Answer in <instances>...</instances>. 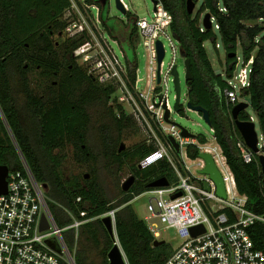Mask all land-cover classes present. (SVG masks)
Listing matches in <instances>:
<instances>
[{
	"label": "trees",
	"instance_id": "16d2710c",
	"mask_svg": "<svg viewBox=\"0 0 264 264\" xmlns=\"http://www.w3.org/2000/svg\"><path fill=\"white\" fill-rule=\"evenodd\" d=\"M98 1L88 0L91 3ZM159 1L172 15L170 28L175 38L179 39L180 49L190 60L192 78L187 80L188 101L208 109L211 128L235 176L238 191L247 195V207L250 210L264 214V175L259 153H256L257 159L250 163L242 158L239 141L244 138L232 117L233 107L227 105L224 95L228 82L222 73L216 72L205 46L206 41L212 40L218 47L217 32L213 25L206 28L203 23L207 12L212 14V19H216L226 51L225 71L229 77L233 76L239 63V47L243 50L245 60L254 56L250 84L243 88L241 95L249 97L264 135V0H195L198 8L192 13L187 9V0ZM70 6L71 0H0V105L34 176L39 182L48 184L47 195L51 198L48 204L59 226L72 223V214L81 217V212L86 211L85 219H96L105 232L106 264H109L107 255L115 242L123 248L129 264H163L172 254L173 246L166 241L155 244L157 239L132 203L138 195L152 188L149 186L152 181L164 176L171 183L178 180L168 160L139 168V161L157 145L142 142L131 151H123L119 146L121 137H114L106 125L102 126L107 152L120 165L125 161L133 162L132 169L137 178L131 188L124 190L122 197L115 202L105 196L97 181L85 179L86 184L79 180L66 181L60 174L59 153L68 144L75 145L86 155L91 154L89 147L83 146L91 120L87 106L98 99L108 100L115 91L113 85L99 84L92 74L78 65L76 51L84 37H66L62 44L53 39L55 34L64 31L67 22L63 15ZM102 18L110 33L112 29L118 28L109 16L108 3L102 6ZM249 21L257 22L251 24ZM129 54L131 50L130 53L127 51V56ZM60 55L64 59L68 58L80 71L76 74L74 68L67 66L61 92L51 87L45 95H36L29 84V63L42 68L47 78L56 76L65 66L58 59ZM12 61L17 63L20 70L27 98L26 108L20 104L13 91ZM79 85L83 86L80 93L77 92ZM111 112L120 131L127 120H131L124 110L120 116ZM239 118L252 119L246 109L239 113ZM0 129L5 132V136H0V163L7 164L10 169L21 168L20 163L12 161L16 150L1 120ZM163 139L169 142L168 137L163 136ZM197 139L202 144L208 142L205 134L198 135ZM187 154L189 158L197 159L199 146L189 144ZM78 197H81L80 201ZM111 210H116L114 235L109 233L101 218ZM94 226L92 220L81 226L83 230L81 232L80 228L77 246L81 241V233L83 236L86 229L91 227L88 229L91 230ZM66 232L72 235L73 246L76 231L68 229L64 234ZM91 233V237L97 239L96 233ZM250 234L256 248L264 249V224L257 222L251 226ZM75 256L77 264H90L85 249L76 248Z\"/></svg>",
	"mask_w": 264,
	"mask_h": 264
},
{
	"label": "built area",
	"instance_id": "2783aa9c",
	"mask_svg": "<svg viewBox=\"0 0 264 264\" xmlns=\"http://www.w3.org/2000/svg\"><path fill=\"white\" fill-rule=\"evenodd\" d=\"M102 1L91 3L82 0L83 9L76 0H71L68 11H74L75 17L67 22L62 33L70 38L84 37L76 56L89 74L102 84H120L124 82V75L128 71L124 64L127 54L125 55V49L121 47L118 38L110 32L107 34L108 29L102 18ZM120 2L129 13L128 3L125 0ZM93 9L96 10L95 13ZM89 13L95 15L98 23H102L105 28L103 33L101 30L96 32L90 25ZM172 20V15L160 1L152 18L137 17L138 35L149 51L150 64L145 86L141 85L144 78L139 75V68L133 84L142 106L129 86L124 83V88L136 105L138 115L144 118L154 132L161 129L165 135L175 136L180 142V153L188 165L187 171L183 170L171 154V151H176L172 143L170 141L166 143L157 137L159 141L157 147L148 151L138 166L146 168L161 160H168L178 181L170 182L167 186L152 187L147 191L152 197L148 202L150 213L145 220L158 240L163 233L162 230L167 228H176L185 235L183 241L174 246L172 254L163 264H264V249L256 248L250 234L251 226L257 222L264 224V214L256 213L247 207L248 197L238 191L235 176L220 145L200 148V142L197 144L196 138L183 136L178 125L165 119L164 102H167L170 109V118L174 110L169 102L168 83L174 67L177 66L176 57L180 50V46L175 43L178 40L169 32ZM162 37L170 41L173 51V59L167 72H163L164 59L160 65L158 62L157 40H162ZM163 45L166 54L164 42ZM117 47H120L119 51ZM253 61L254 56L248 60L244 59L243 67L239 72L236 68L231 77L226 71L222 72L228 82L224 90L227 105L234 107L243 99L241 91L250 84ZM158 75L161 76L160 82ZM235 79L239 80L240 87L234 84ZM159 94L163 97L160 106H157L155 102L159 101ZM0 120L21 160V168H9L7 192L0 193V264H77L76 253L68 246L64 232L75 229L78 238L81 226L90 220L85 219L87 212L82 211L81 217L72 214L73 222L66 226L61 227L57 224L48 204L45 187L34 176L1 105ZM211 129L214 132V129ZM189 144H197L200 152L213 154L225 180L226 197L217 193V184L209 174H197L191 170V164L187 161ZM239 146L245 162L250 163L257 159V152L248 147L244 139H240ZM197 160L199 167L204 168L205 161L199 157ZM179 191L182 195L173 197ZM80 200L81 197H78V201ZM115 211L107 213L112 216L114 226ZM43 214L47 216L49 223L46 229L41 227ZM201 225L204 231L193 235L190 229ZM49 239H56L62 251H57L48 243Z\"/></svg>",
	"mask_w": 264,
	"mask_h": 264
},
{
	"label": "rangeland",
	"instance_id": "374dc122",
	"mask_svg": "<svg viewBox=\"0 0 264 264\" xmlns=\"http://www.w3.org/2000/svg\"><path fill=\"white\" fill-rule=\"evenodd\" d=\"M80 7H82V0H76ZM100 1V0H99ZM130 6V13L126 11L124 13L117 5V0H107L106 2L103 0V6L108 3V12L111 19H113L118 28L112 29V35L120 41V45L125 49V55L130 53L127 57V62L124 63L126 67H128L127 73L124 75V82H120V84H114L115 87L114 93L111 97L106 100V98L98 99L93 102L91 105L87 106V111L91 116L90 124L86 129V141L84 143V147L87 145L89 147L90 155H86L85 152L78 149L73 144H68L67 147L60 151V174L62 178L66 181L68 180H79L82 184H86L87 181L85 179L95 180L99 183L105 196L109 199L117 201L122 197L123 194V183L132 175V163L130 161H125L122 165L118 162H115L113 156H111L107 152L106 144L103 140L102 136V126L106 125L114 137L120 136L121 140L119 142V146L124 144V148L122 149L131 151L135 149L137 144L145 142L148 145L155 144L158 145L159 137L162 141L166 142L163 139L164 137H168L165 135L161 129H156L155 132L151 130V128L146 124L144 118L139 116V112L136 109V105L133 99L130 97V94L124 88V83L129 86L132 90L134 97L137 99L138 103L142 106L141 100L136 93V89H133V84L136 79L138 68L139 75L144 78L142 82V86H145V80L148 74L149 69V51L146 49L143 40H140L138 35V30L135 31L136 19L137 17H147L152 18L154 16L155 6L153 0H125ZM99 4V5H102ZM83 8V7H82ZM197 6L195 7L194 12L197 10ZM84 9V8H83ZM95 13L96 10L93 9ZM75 17L74 11L69 12L68 9L63 15L64 20L68 22L71 18ZM89 22L90 25L94 28L96 32L100 31L103 33L105 31L102 23H98L95 15L89 13ZM257 21H249V23L254 24ZM104 23V22H103ZM214 30L217 32V44L216 48L212 40H208L205 42V46L209 57L213 63V66L217 73H222L225 71L226 67V51L222 44V39L220 37V33L218 31V26L216 19H213ZM169 32L172 33L171 28H169ZM109 34V31H107ZM67 36L62 34H55L53 39L62 44ZM140 41V42H139ZM162 41L166 47V54L164 57L165 65L163 66V72H167L169 68V64L173 59V51L170 45V41L166 37H162ZM177 45L180 46L179 41H175ZM117 50H120V47H117ZM239 54V63L237 65L238 72L243 67L244 54L241 47L238 50ZM58 59L65 65L60 73L56 76L45 77L42 68H38L35 64L29 63L28 70V78L29 84L33 92L38 96H43L46 92L52 87L54 80H59L63 82L64 74L66 72V67L70 63L68 58L64 59L62 55L58 56ZM185 57L181 54L179 50L176 57V65L179 71L180 82H181V111L173 110L171 114V120L176 122L177 124H181L188 128L190 132L197 136L200 134H205L207 136L208 142L207 144H200V148H203L207 145L217 146L218 142L214 137V132L211 129V125L204 119L201 113L197 111L190 110L188 108V91L189 86L186 79L187 68ZM29 62V61H28ZM79 64L82 66V61L78 60ZM27 61L25 62V64ZM84 66V65H83ZM82 66V67H83ZM11 72H12V86L15 96L17 97L20 104L26 108L27 107V98L25 96V92L23 89L22 78L20 75V70L15 61L10 63ZM85 68V66L83 67ZM86 69V68H85ZM135 77V78H134ZM234 84L240 87L239 80L235 79ZM109 85V84H105ZM164 87L165 83H163ZM54 90L61 92L62 86L56 85ZM83 89L82 85H79L77 88V92L80 93ZM168 93H169V102L171 106L174 108L175 100H176V89L174 84L173 75H170L169 83H168ZM242 100L250 102L248 96L241 95ZM144 108V105H143ZM116 113L118 116L124 110L128 115H130L131 120H127V123L123 126L121 131L119 130L116 121L114 120V116L112 112ZM246 111L251 116L252 120L256 123V130L258 132L260 138V154L264 153V135L261 131L260 123L256 112L254 111L252 105L246 108ZM7 133V132H6ZM8 134V133H7ZM0 136H5V132L3 129H0ZM15 149V148H14ZM16 150V149H15ZM58 152V150L56 151ZM173 158L176 163L182 166L183 170L187 171L186 166L187 163L183 158L182 154L178 151H171ZM187 159L188 163L191 164V170L195 173L200 174L201 168L197 164L198 160L196 159ZM12 161L15 163H20V156L16 150L15 156L12 158ZM222 167V166H221ZM223 168V167H222ZM88 174V177H86ZM136 176V175H135ZM137 180V178H136ZM135 180V182H136ZM178 181V180H177ZM176 181V182H177ZM49 187L44 188L45 193L47 195ZM152 195L145 191L144 193L138 195L133 201V206L138 213V215L145 219L146 216L149 215L148 210V202ZM47 199L51 200V198L47 195ZM107 214V213H106ZM106 214L102 215L105 216ZM95 222V226L92 227L91 230L86 229L84 231V235L81 233V241L77 246L78 239L75 238L74 245L72 246V235H69L67 232L66 242L70 249H73L76 253V248H83L86 251L88 261L90 264H106V259L104 255V249L106 247V237L103 227L96 223V219H90ZM160 224V222L158 221ZM162 225V224H160ZM162 227V226H161ZM82 228V227H81ZM115 232L116 233V227ZM83 228L81 229L82 232ZM95 232L97 235V239H93L91 237L92 233ZM161 237L159 240H165L170 243L173 248L181 243L185 237V235L176 228H167L166 230H162ZM69 235V236H68ZM71 236V238H70ZM117 240V239H116ZM121 246V245H120ZM122 248V247H121ZM123 250V248H122ZM124 252V250H123ZM108 257V255H107ZM109 261V257H108Z\"/></svg>",
	"mask_w": 264,
	"mask_h": 264
},
{
	"label": "water",
	"instance_id": "95a60500",
	"mask_svg": "<svg viewBox=\"0 0 264 264\" xmlns=\"http://www.w3.org/2000/svg\"><path fill=\"white\" fill-rule=\"evenodd\" d=\"M104 1L106 2L107 0H104ZM153 2H154L155 10H156L157 4L159 3V0H153ZM186 4H187L188 11L190 13L194 12L195 7H196L195 0H187ZM117 5L124 13H126V10H125L124 6L122 5V3L120 2V0H117ZM203 23H204L206 28L212 27L213 19H212V14L210 12H207L205 14V16L203 18ZM177 40L179 41L178 38H177ZM180 51H181V54L186 59L185 60L186 68H187L186 79L189 80L192 78V72L190 69V60L188 58H186L185 54L183 53V51L181 49H180ZM157 53H158V62L160 65L161 62L163 61L164 57H165V48H164L162 40H157ZM173 76H174L175 89H176V93H177L175 104H174V110L181 111L182 110V106H181V82H180V76H179V71L177 69V66H175L173 69ZM160 81H161V76L158 75V82H160ZM158 97H159V101L155 102V103L157 106H160L163 95L159 94ZM187 104H188V108L190 110L197 111V112L201 113L202 116L204 117V119L211 125L208 109L204 108L203 106L193 105L192 102H190V101H188ZM250 105H251L250 102L241 100L232 108V117L236 123V126L240 130L247 146L250 147L251 149H253L255 152L259 153L261 147L259 145L260 144V138H259L258 132L256 130V123L252 119L251 120H241L239 118V113L242 110H245ZM163 106L166 109V112H165L166 121L167 122H173L170 118V109L167 106L166 101L164 102ZM173 123L178 125L181 128V134L183 136L190 137V138H196V135L194 133L190 132V130L188 128H186L185 126H183L181 124H177L176 122H173ZM168 139L172 143V145L174 146L176 151L180 152V150H181L180 142L175 138V136L170 134V135H168ZM124 147H125L124 144H122L121 149H123ZM263 147H264V144H263ZM198 157L205 161V166H204V168L201 169V172L205 173V174H209L210 177L217 184V193L219 195H221L222 197H226L227 192H226V187H225V180L223 178V175H222L220 169L218 168V166L215 162V158H214L213 154H211L210 152L201 151ZM259 160H260L262 172L264 175V153H261V154L259 153ZM8 172H9V166L7 164L0 163V193L7 192V187H8L7 175H8ZM86 177H88V174H86ZM135 180H136L135 175L130 176L123 183V189L125 191H128L131 188V186L134 184ZM263 181H264V178H263ZM169 184H170V180L164 176V177H160V178L152 181L149 184V186L150 187H158V186H167ZM43 185L45 188L48 187L47 183H45ZM180 195H182L181 191L175 193L173 195V197H178ZM102 221L104 222L109 233L111 235H114L115 228H114L112 216L109 214H106L105 216H103ZM41 227H42V229H46L49 227V223L47 221V216L45 214H43V216H42ZM190 230H191L193 235H196V234L204 231V227L202 225L201 226H195V227H192ZM164 241L165 240H158L157 239L155 241V244H158V243H161ZM48 243H50L57 251H59V252L62 251L61 246L59 245V243L56 239H49ZM108 257H109V264H129L127 257L125 255V253L123 252L121 246L118 244V242L114 243L113 247L110 249V251L108 253Z\"/></svg>",
	"mask_w": 264,
	"mask_h": 264
},
{
	"label": "flooded vegetation",
	"instance_id": "af4514ba",
	"mask_svg": "<svg viewBox=\"0 0 264 264\" xmlns=\"http://www.w3.org/2000/svg\"><path fill=\"white\" fill-rule=\"evenodd\" d=\"M62 32H59L58 34H61ZM63 34V33H62ZM65 35V34H64ZM78 58H77V62H78ZM78 65L79 66H81V64H79V62H78ZM68 67H70V69H73L74 68V70L76 71V74H78V72L80 71V69L76 66V67H74L75 66V64H73V63H69L68 65H67ZM83 66V65H82ZM84 67V66H83ZM38 68H40V67H38ZM85 69V68H84ZM62 70H60V72H61ZM66 80V79H65ZM99 82V81H98ZM61 83H62V81H61V79H59V80H54L53 81V85H52V87H56V85H61ZM99 84H101L102 85V83L101 82H99ZM62 86V85H61Z\"/></svg>",
	"mask_w": 264,
	"mask_h": 264
},
{
	"label": "bare ground",
	"instance_id": "6f19581e",
	"mask_svg": "<svg viewBox=\"0 0 264 264\" xmlns=\"http://www.w3.org/2000/svg\"><path fill=\"white\" fill-rule=\"evenodd\" d=\"M208 146H210V145H208ZM211 147H212V145H211Z\"/></svg>",
	"mask_w": 264,
	"mask_h": 264
}]
</instances>
